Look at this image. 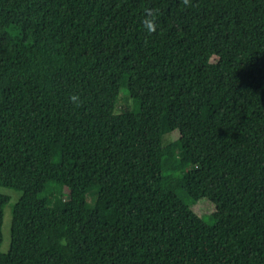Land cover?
Here are the masks:
<instances>
[{"label":"trees","instance_id":"1","mask_svg":"<svg viewBox=\"0 0 264 264\" xmlns=\"http://www.w3.org/2000/svg\"><path fill=\"white\" fill-rule=\"evenodd\" d=\"M0 186V264H264V0H0Z\"/></svg>","mask_w":264,"mask_h":264},{"label":"rangeland","instance_id":"2","mask_svg":"<svg viewBox=\"0 0 264 264\" xmlns=\"http://www.w3.org/2000/svg\"><path fill=\"white\" fill-rule=\"evenodd\" d=\"M116 104H117L116 112L129 105L128 94L125 91V89H121ZM178 136H179V132L177 130H173L164 136L166 146L168 150L172 153L173 152L175 153V151L173 150L172 143L173 141H175V139ZM84 193H86L87 196L85 198V201L89 202L90 204L88 207H92L94 205L95 195L94 197L89 195L90 192L87 190H85ZM0 194H5L9 196V201L3 208L2 242L0 245V251L6 252L8 251L9 248V226L11 219V208L12 205L17 201L20 192L0 186ZM55 205H58V203L56 202ZM206 216H204V219H208ZM49 239H50L51 252L63 253L64 255L69 256L70 254L69 247L66 245V243H64L62 240H60V238L57 237L56 232L54 230L50 231Z\"/></svg>","mask_w":264,"mask_h":264}]
</instances>
